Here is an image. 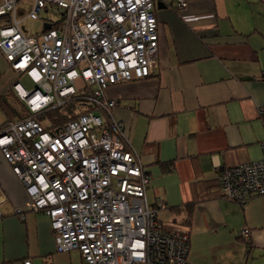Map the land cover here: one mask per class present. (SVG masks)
<instances>
[{"label": "built area", "instance_id": "obj_1", "mask_svg": "<svg viewBox=\"0 0 264 264\" xmlns=\"http://www.w3.org/2000/svg\"><path fill=\"white\" fill-rule=\"evenodd\" d=\"M32 1L23 14L20 0H0V51L14 72L36 84L31 91L14 84L32 116L0 130V150L30 210L49 217L57 250H78L82 264H189L190 233L160 220L168 208L163 201L149 204L150 177L123 124L111 116L116 102L105 98L110 85L149 77L157 66L156 0ZM60 10L58 22L42 16ZM37 21L42 29L31 33L26 23ZM80 93L93 109L61 130H46L36 119ZM260 113L264 120V108ZM220 182L232 202L264 196V156L223 168ZM6 203L0 190V218ZM14 213L25 216L20 208ZM250 234L243 229L245 240Z\"/></svg>", "mask_w": 264, "mask_h": 264}, {"label": "crops", "instance_id": "obj_2", "mask_svg": "<svg viewBox=\"0 0 264 264\" xmlns=\"http://www.w3.org/2000/svg\"><path fill=\"white\" fill-rule=\"evenodd\" d=\"M155 13L159 55L152 74L105 90L116 102L113 120L123 124L150 177L148 202L163 201L168 208L160 220L190 233L189 264H264V196L232 202L220 182L223 168L264 156V0H187L184 9L156 0ZM3 58L0 51V69ZM13 74L10 88L21 81ZM0 190L7 199L0 264L83 263L78 250H57L49 217L30 210L1 150ZM187 205L190 217L176 212ZM244 228L251 230L248 240Z\"/></svg>", "mask_w": 264, "mask_h": 264}, {"label": "trees", "instance_id": "obj_3", "mask_svg": "<svg viewBox=\"0 0 264 264\" xmlns=\"http://www.w3.org/2000/svg\"><path fill=\"white\" fill-rule=\"evenodd\" d=\"M0 108L6 115V121L0 125V130L9 122L20 121L32 116V113L27 108L26 104L18 97L13 87L9 88L0 96ZM92 109L91 103L83 97V93H80L63 105L50 108L35 115V117L37 120H40L46 130L57 132L61 130L70 119L91 111ZM192 211V205H187L186 208L176 210V212H185L189 214V217ZM187 223L188 221L185 222V224Z\"/></svg>", "mask_w": 264, "mask_h": 264}, {"label": "rangeland", "instance_id": "obj_4", "mask_svg": "<svg viewBox=\"0 0 264 264\" xmlns=\"http://www.w3.org/2000/svg\"><path fill=\"white\" fill-rule=\"evenodd\" d=\"M32 4H33L32 0H20L18 4L19 6L18 8L23 10V14H24L31 9ZM61 11L62 10H60L59 12H53V11L44 12L42 16L54 22L55 21L58 22L62 18ZM26 26L28 29H30L31 33H37L42 29V21L27 22ZM2 60H4V58ZM4 61L5 63H3L2 68L0 69V91L2 89L10 88L12 85V79L14 77L13 74L14 72L10 70V64L6 60ZM20 80L27 90L31 91L36 88V84L33 83L26 74H22ZM5 121H6V115L0 108V125H2ZM38 121L40 120L38 119Z\"/></svg>", "mask_w": 264, "mask_h": 264}, {"label": "water", "instance_id": "obj_5", "mask_svg": "<svg viewBox=\"0 0 264 264\" xmlns=\"http://www.w3.org/2000/svg\"><path fill=\"white\" fill-rule=\"evenodd\" d=\"M50 26L48 24H45V28H49Z\"/></svg>", "mask_w": 264, "mask_h": 264}]
</instances>
